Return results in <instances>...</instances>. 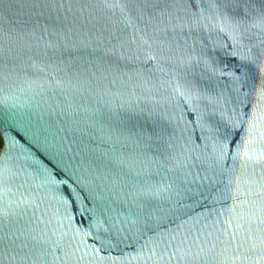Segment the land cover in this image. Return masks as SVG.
Masks as SVG:
<instances>
[{
	"label": "water",
	"instance_id": "water-1",
	"mask_svg": "<svg viewBox=\"0 0 264 264\" xmlns=\"http://www.w3.org/2000/svg\"><path fill=\"white\" fill-rule=\"evenodd\" d=\"M0 264H264V0H0Z\"/></svg>",
	"mask_w": 264,
	"mask_h": 264
},
{
	"label": "trees",
	"instance_id": "trees-1",
	"mask_svg": "<svg viewBox=\"0 0 264 264\" xmlns=\"http://www.w3.org/2000/svg\"><path fill=\"white\" fill-rule=\"evenodd\" d=\"M3 146H4V139H3V137H2V135L0 133V151L3 148Z\"/></svg>",
	"mask_w": 264,
	"mask_h": 264
}]
</instances>
